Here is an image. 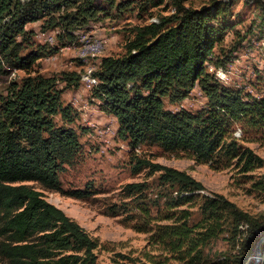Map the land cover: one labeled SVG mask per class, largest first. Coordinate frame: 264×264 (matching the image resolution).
I'll list each match as a JSON object with an SVG mask.
<instances>
[{
  "label": "trees",
  "instance_id": "16d2710c",
  "mask_svg": "<svg viewBox=\"0 0 264 264\" xmlns=\"http://www.w3.org/2000/svg\"><path fill=\"white\" fill-rule=\"evenodd\" d=\"M163 1L144 0V5ZM171 1L173 13L136 27L124 54L102 57L95 70L98 84L91 96L116 119L117 133L132 151L134 170L157 174V192L149 191L146 182L127 183L122 192L130 201L113 203L107 210L125 215L133 229L149 232L150 242L185 264H209L204 248L210 241L227 230L226 239L234 242L244 224L258 240L256 231L264 232V217L250 215L219 194L200 196L201 182L185 171L140 157L136 150L157 145L164 151H189L197 161L234 163L240 172L251 171L263 160L239 144L232 132L239 126L245 134L264 137V97L220 81L209 69L226 66L237 53H215L226 31L215 19L229 2L196 8L185 6L184 0ZM131 6L132 0H0V75L25 73L0 94V264H97V241L39 190L75 199L95 194L92 182L64 189L59 177L82 149L76 129L54 120L59 115L68 121L76 113L71 104H63L62 94L81 84L80 74L65 73L57 79L35 66L73 43L75 31L99 13L123 12ZM261 6L264 9V3ZM37 21H42V32L54 31L60 46L42 44L26 51L34 34L27 25ZM194 88L207 99L204 108H164L165 100L181 102ZM257 186L264 189V179ZM198 196L200 218L190 222V212L177 207Z\"/></svg>",
  "mask_w": 264,
  "mask_h": 264
},
{
  "label": "rangeland",
  "instance_id": "374dc122",
  "mask_svg": "<svg viewBox=\"0 0 264 264\" xmlns=\"http://www.w3.org/2000/svg\"><path fill=\"white\" fill-rule=\"evenodd\" d=\"M214 1L229 2V7H220L215 19L216 26L226 30L215 53L237 50L235 59L230 63V82L226 84L243 86L251 96L264 97V9L261 6L264 0H184V5L201 8ZM174 8L175 4L171 0H164L155 6L144 5V0H132L131 8L126 11L99 13L97 19L87 27L75 31L73 43L39 60L35 69L57 79L65 73L80 74L84 64L78 57V47L82 44L79 38L102 40L103 48L98 59L120 56L124 54L136 27L153 21L159 15L171 14ZM41 24L42 21H37L27 25L34 30V34L30 37L31 43L26 51L42 44L52 47L61 45L54 31L42 32ZM51 33L54 35L52 43L46 39ZM89 63L95 65L96 61ZM24 76L22 70L0 75V94L5 92L9 82L20 81ZM58 84L64 86L63 81ZM62 98L63 104H71L76 113L68 121L61 119L59 115L54 120L58 124L73 126L82 146L77 160L60 173L62 186L64 189L83 188L87 182H92L95 194L86 199H75L56 191L39 189L34 182L25 183L41 190L46 201L61 209L97 241L98 246L94 250L97 264H185L159 244L150 242L149 232L133 229L125 215H112L107 210L113 203L130 201L131 198H123L122 188L127 183L146 182L149 191L157 192V174L149 173L148 169L134 170L132 151L126 140L118 135L116 119L101 110L97 101L92 99L90 91L82 89L81 84L78 87L71 86L64 90ZM206 104L205 96L198 88H194L181 102L165 100L164 108L173 111L184 108L195 112ZM232 136L237 138L239 144L248 146L261 157L262 165L248 172H240L234 163L224 166L213 161H197L189 151H164L159 146L150 144L140 146L136 153L152 162L187 172L202 183L204 188L199 191L200 196L219 194L250 215L264 217V189L257 186L264 179V137L245 134L239 126H236ZM200 196L177 207L190 212V222L200 218ZM240 231L234 242H228L226 238L230 233L225 230L222 237L207 244L204 253L210 260L209 264H239L240 258L254 249L264 234L256 231L259 238L255 240L247 225L241 227ZM260 249V254L256 255L259 258L257 264L264 261V241ZM252 257L255 258L253 252L244 264H253Z\"/></svg>",
  "mask_w": 264,
  "mask_h": 264
},
{
  "label": "built area",
  "instance_id": "2783aa9c",
  "mask_svg": "<svg viewBox=\"0 0 264 264\" xmlns=\"http://www.w3.org/2000/svg\"><path fill=\"white\" fill-rule=\"evenodd\" d=\"M46 39L52 42L54 40L53 33L47 35ZM79 40L82 41V44L78 47V57L83 61L84 64L83 71L80 73V83L82 89L90 91L91 93L92 88H94L98 84V78L95 75V70L98 63L100 62V59H98V55L102 51L103 42L99 38L90 40L81 37L79 38ZM92 60L96 61L95 65L89 63V61ZM209 69L210 71L215 73L216 78L220 81L224 83L230 82V76L232 74V65L230 63L224 67H219L216 69L212 65H210ZM92 99L96 100L94 97H92ZM245 225L246 224L241 225V227Z\"/></svg>",
  "mask_w": 264,
  "mask_h": 264
},
{
  "label": "water",
  "instance_id": "95a60500",
  "mask_svg": "<svg viewBox=\"0 0 264 264\" xmlns=\"http://www.w3.org/2000/svg\"><path fill=\"white\" fill-rule=\"evenodd\" d=\"M264 241V234L261 236V238H259V240L257 241L256 245H255V248H254V251H253V254L255 256L254 258V263L253 264H257L258 263V260L259 258L256 256V255H259L260 254V245L261 243Z\"/></svg>",
  "mask_w": 264,
  "mask_h": 264
},
{
  "label": "bare ground",
  "instance_id": "6f19581e",
  "mask_svg": "<svg viewBox=\"0 0 264 264\" xmlns=\"http://www.w3.org/2000/svg\"><path fill=\"white\" fill-rule=\"evenodd\" d=\"M52 43V42H51ZM254 257H252V259H253ZM254 261V260H253Z\"/></svg>",
  "mask_w": 264,
  "mask_h": 264
}]
</instances>
